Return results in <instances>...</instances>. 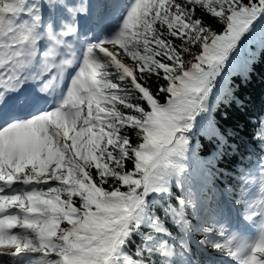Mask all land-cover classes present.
I'll list each match as a JSON object with an SVG mask.
<instances>
[{
    "label": "snow or ice",
    "instance_id": "obj_1",
    "mask_svg": "<svg viewBox=\"0 0 264 264\" xmlns=\"http://www.w3.org/2000/svg\"><path fill=\"white\" fill-rule=\"evenodd\" d=\"M96 3L121 11L122 26L111 38L78 45L76 26L40 31L39 0H0L2 256L30 252L41 254L39 264H113L146 194L181 183L185 161L199 151L194 138L219 141L212 157L222 155L227 141L214 109L232 97L230 75L249 70L239 57L241 36L264 38V20L252 23L264 0ZM71 11L87 13L90 5ZM225 66L232 72L225 74ZM49 95L60 97L54 108L44 104ZM130 131L142 142H133ZM254 131L264 145V116ZM17 181L33 187L5 194ZM260 183L262 198L246 213L259 220L257 237L233 235L212 245L238 264H264V173ZM190 203L178 198L165 216L187 229ZM161 225L155 218L156 231H166Z\"/></svg>",
    "mask_w": 264,
    "mask_h": 264
},
{
    "label": "trees",
    "instance_id": "obj_2",
    "mask_svg": "<svg viewBox=\"0 0 264 264\" xmlns=\"http://www.w3.org/2000/svg\"><path fill=\"white\" fill-rule=\"evenodd\" d=\"M209 24L215 23V18L202 13ZM264 20V12H261L253 21L256 25ZM240 60L249 67L247 75L234 73L230 75L232 97L226 102L221 100L214 109L216 125L226 139L223 152L220 157L213 158L219 141L207 140L203 136L194 138L199 140V151L194 153L203 160L210 161L205 165V171L212 180L213 185L229 193L234 199L237 197V182L240 179L241 170L249 167V157L255 149H258L260 140L257 139L254 129L258 127L261 116H264V38L259 33L245 32L238 43ZM232 69L225 66L224 73H230ZM133 142L137 141L135 132L130 131ZM200 167V166H199ZM126 190V188L124 189ZM174 195L167 192L157 193L151 191L146 194L143 217L140 213L133 216L129 222V231L121 236L122 243L118 245L119 256H113V264H192L198 262L206 264L205 255L197 252L190 240L186 237L185 230L178 227L171 219L165 216L168 205H176L181 195V187L174 188ZM224 202L221 194L220 203L213 200L211 206L215 212ZM191 220L195 216L191 215ZM155 218L163 219L165 229L171 232L172 237L156 231L153 226ZM139 221V224L137 222ZM215 235H220V229L213 230ZM216 243V242H215ZM221 243V242H219ZM214 244V243H213ZM209 249L216 250L212 245ZM170 253V254H169Z\"/></svg>",
    "mask_w": 264,
    "mask_h": 264
},
{
    "label": "rangeland",
    "instance_id": "obj_3",
    "mask_svg": "<svg viewBox=\"0 0 264 264\" xmlns=\"http://www.w3.org/2000/svg\"><path fill=\"white\" fill-rule=\"evenodd\" d=\"M68 2L72 5V7L77 8V6L72 2V0H68ZM117 2H118L117 4H120V5L122 4V0H118ZM64 13H68L66 9L64 10ZM199 162L201 164H203V161L199 160ZM190 175H191V171L188 169L184 173V176L186 177V176H190ZM204 181H207L206 176L204 178ZM16 183H18V184H20V185L25 187V185L22 182H20V181H17ZM206 185H210L209 181L203 184V186H206ZM43 186H46V185H43ZM184 186H185L184 187V189H185L184 193H185V195L187 197V200L191 201V203L188 204V205L190 206V208L192 210H195V212L198 215V223H197L196 229L199 230V231H202L203 227H206L205 226L206 223H209V224H212V225L215 224V223H218L219 220L217 218L211 216V213H210L211 211H210L208 205L206 204L207 199L206 198H201V195H200L201 193L200 192H198L197 195H196L195 193L192 194L191 191H190V189L192 187L195 188V189H200V190L202 189V186L197 182V180L194 177L193 178L190 177V179L186 181V184H184ZM4 192H5V194H7L6 191H4ZM216 194H218V191L216 189H213L212 195H216ZM205 212H207V215H205ZM206 219L208 221H206ZM203 231L204 232H208L205 229ZM210 239L211 238L208 237V240H210ZM24 255L28 257L27 254H24ZM221 256H223V255H221ZM51 259L56 260L57 256L55 254H52L51 255ZM223 260L224 259H222V261ZM35 264H38V260L35 261Z\"/></svg>",
    "mask_w": 264,
    "mask_h": 264
},
{
    "label": "bare ground",
    "instance_id": "obj_4",
    "mask_svg": "<svg viewBox=\"0 0 264 264\" xmlns=\"http://www.w3.org/2000/svg\"><path fill=\"white\" fill-rule=\"evenodd\" d=\"M116 1H118V0H116ZM13 187H17L18 191H19V194H21V195H23L26 192V190H25V188L23 186H21V185H17L16 186L15 184H11L10 186L7 187V189H11ZM38 257H39V255L37 253H32L31 256H29L28 258L22 259V260L25 261V262H28L29 260L37 261ZM38 264H39V260H38Z\"/></svg>",
    "mask_w": 264,
    "mask_h": 264
}]
</instances>
